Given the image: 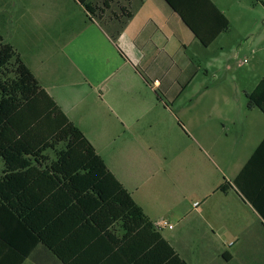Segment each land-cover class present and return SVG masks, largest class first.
I'll return each instance as SVG.
<instances>
[{
	"label": "trees",
	"instance_id": "trees-1",
	"mask_svg": "<svg viewBox=\"0 0 264 264\" xmlns=\"http://www.w3.org/2000/svg\"><path fill=\"white\" fill-rule=\"evenodd\" d=\"M76 1L99 20L113 0ZM164 1L203 46L229 29L211 0ZM247 98L264 113V75ZM0 158V264H20L39 243L64 264H189L1 32ZM233 187L264 223V137L218 189Z\"/></svg>",
	"mask_w": 264,
	"mask_h": 264
},
{
	"label": "rangeland",
	"instance_id": "rangeland-1",
	"mask_svg": "<svg viewBox=\"0 0 264 264\" xmlns=\"http://www.w3.org/2000/svg\"><path fill=\"white\" fill-rule=\"evenodd\" d=\"M223 1L229 5L232 0ZM236 8L248 12L237 15ZM236 8L228 12L229 29L210 45L186 40V56L192 66L186 89L174 101L158 92L166 106L150 111V123L154 128L159 124L160 129L152 151L143 146L144 154L151 153L145 158L157 167L153 182L159 187L157 199L179 201L180 210H186V220L176 229L183 231L178 246L189 264H262L264 258V229L257 213L233 195L225 197L216 191L224 179H233L258 141L247 127L250 112L264 121L258 108L249 110L246 96L264 75V10L261 5L251 9L248 4ZM84 11L76 0H0L3 42L13 46L39 81L45 83L53 75L58 83L68 84L77 77L61 47L86 19ZM185 102L186 124L180 109ZM215 115L222 117L224 128ZM2 168L0 158V174ZM204 199L203 210L196 211L194 203ZM238 217L242 224H234ZM244 225L248 230L243 234L231 230ZM237 237L243 250L236 260L226 263L215 256L217 251L230 250V242Z\"/></svg>",
	"mask_w": 264,
	"mask_h": 264
},
{
	"label": "crops",
	"instance_id": "crops-1",
	"mask_svg": "<svg viewBox=\"0 0 264 264\" xmlns=\"http://www.w3.org/2000/svg\"><path fill=\"white\" fill-rule=\"evenodd\" d=\"M211 1L225 14L229 24L231 20L228 12L232 7L248 4L252 9L261 5L264 10V5L255 0H232L229 5L223 0ZM84 12L86 19L77 24L61 47L66 62L77 78L68 84L58 83L53 75H49L45 83L39 81L38 77L36 79L69 120L82 130L108 169L131 193L149 219L154 223L165 219L172 225L171 228L162 227L158 230L186 260L178 246L183 239V231L176 229L186 220V210H180L179 201L160 202L157 199L159 187L153 185L157 167L154 161L145 158L151 153L144 154L143 146H147V151L151 152V145L160 129L159 124L154 128V123H150V111L160 105L166 106L158 92L174 101V98L181 99L186 89V79L192 66L186 56L184 43L186 40L195 41L196 38L164 0H113L99 20ZM245 12L248 11L236 8L234 13L241 15ZM39 63L43 64V61ZM254 108L249 110L253 112ZM180 109L186 124V102L181 104ZM215 116L224 128L222 117ZM248 118L252 120L247 127L254 131V136H258V141L247 153L246 160L264 137L263 118L251 112ZM198 119L200 121L201 117ZM253 119L259 123L255 124ZM155 120L159 122L158 117ZM145 121L148 123L143 127ZM185 124L180 126L186 128ZM194 140L197 141L196 138ZM216 191L225 197L233 195L242 205L257 213L235 187L226 192ZM205 203L204 199L194 205L196 211H202ZM199 206L200 210L197 209ZM171 219L175 220V224ZM258 221L264 229L260 216ZM236 223L242 224V219L238 217ZM231 230L240 235L248 227L244 225L237 230L232 227ZM229 246L230 250L225 248L215 253L226 263L236 260L243 250L239 237L231 241ZM3 255L6 257L10 253L4 251ZM4 264H11V260ZM20 264L64 263L39 243Z\"/></svg>",
	"mask_w": 264,
	"mask_h": 264
},
{
	"label": "built area",
	"instance_id": "built-area-1",
	"mask_svg": "<svg viewBox=\"0 0 264 264\" xmlns=\"http://www.w3.org/2000/svg\"><path fill=\"white\" fill-rule=\"evenodd\" d=\"M194 205H197V203H194ZM155 226L158 228V229H161L162 227H168V228H171L172 225L165 219H160L158 220L156 223H154Z\"/></svg>",
	"mask_w": 264,
	"mask_h": 264
}]
</instances>
